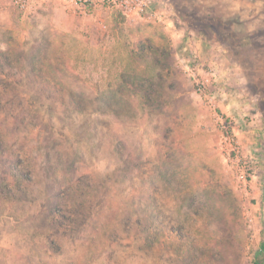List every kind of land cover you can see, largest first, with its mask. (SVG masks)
Segmentation results:
<instances>
[{
  "label": "rangeland",
  "instance_id": "1",
  "mask_svg": "<svg viewBox=\"0 0 264 264\" xmlns=\"http://www.w3.org/2000/svg\"><path fill=\"white\" fill-rule=\"evenodd\" d=\"M12 1L0 264H264V0ZM42 49L63 100L33 82Z\"/></svg>",
  "mask_w": 264,
  "mask_h": 264
},
{
  "label": "built area",
  "instance_id": "2",
  "mask_svg": "<svg viewBox=\"0 0 264 264\" xmlns=\"http://www.w3.org/2000/svg\"><path fill=\"white\" fill-rule=\"evenodd\" d=\"M48 0H13V5L21 12H27L34 7L36 2H46ZM72 6L86 13L85 10L91 5H98L107 10H117L123 15L135 19H142L146 21H162L165 17L159 8V0H66ZM36 6V5H35ZM87 14V13H86ZM197 74L194 72V77ZM197 85L204 87L201 80L197 81ZM200 88V89H201Z\"/></svg>",
  "mask_w": 264,
  "mask_h": 264
},
{
  "label": "trees",
  "instance_id": "3",
  "mask_svg": "<svg viewBox=\"0 0 264 264\" xmlns=\"http://www.w3.org/2000/svg\"><path fill=\"white\" fill-rule=\"evenodd\" d=\"M49 54V51L42 49L38 52L35 60L32 63L34 71L33 82L38 84L43 90L52 94L54 98L63 100L64 94L61 84L51 79V73L54 69V62ZM264 255V243L261 245L260 250L257 252V258ZM258 262V261H257Z\"/></svg>",
  "mask_w": 264,
  "mask_h": 264
}]
</instances>
